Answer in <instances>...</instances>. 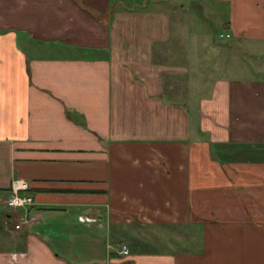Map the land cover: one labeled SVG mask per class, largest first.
I'll use <instances>...</instances> for the list:
<instances>
[{"label": "crops", "instance_id": "1", "mask_svg": "<svg viewBox=\"0 0 264 264\" xmlns=\"http://www.w3.org/2000/svg\"><path fill=\"white\" fill-rule=\"evenodd\" d=\"M0 264H264V0H0Z\"/></svg>", "mask_w": 264, "mask_h": 264}, {"label": "built area", "instance_id": "2", "mask_svg": "<svg viewBox=\"0 0 264 264\" xmlns=\"http://www.w3.org/2000/svg\"><path fill=\"white\" fill-rule=\"evenodd\" d=\"M29 190V184L26 181L23 180H14L12 183V188H11V196L10 198L6 201V206L7 208L11 210H21V209H27L35 204V200L31 194L28 193ZM18 196L21 201H24L22 207H10L8 204V201L13 197V196ZM25 222H28L27 219H25ZM16 229L20 230L21 225L18 224L16 225ZM129 249L124 247L123 250L121 251V254L123 255H129Z\"/></svg>", "mask_w": 264, "mask_h": 264}, {"label": "clouds", "instance_id": "3", "mask_svg": "<svg viewBox=\"0 0 264 264\" xmlns=\"http://www.w3.org/2000/svg\"><path fill=\"white\" fill-rule=\"evenodd\" d=\"M24 201H21L18 196H13L9 201L8 204L10 207H22Z\"/></svg>", "mask_w": 264, "mask_h": 264}, {"label": "rangeland", "instance_id": "4", "mask_svg": "<svg viewBox=\"0 0 264 264\" xmlns=\"http://www.w3.org/2000/svg\"><path fill=\"white\" fill-rule=\"evenodd\" d=\"M196 19H197V18H196ZM200 20H201V19H197V21H198V25H199V26H201V25H200V24H201ZM194 25H195V23H194ZM199 29H200L199 31H201V29H203V28H199ZM204 30H205V29H204ZM215 32H216V31H214L212 35H215V34H216ZM218 32H221V29H219V30L217 31V34H218ZM164 236H165V237H169V235H164ZM145 237H146V236H145ZM170 237H172V236H170ZM146 238H147V237H146ZM146 242L149 243V244H148L149 246H151V245H156V242L153 241L151 238H147Z\"/></svg>", "mask_w": 264, "mask_h": 264}]
</instances>
